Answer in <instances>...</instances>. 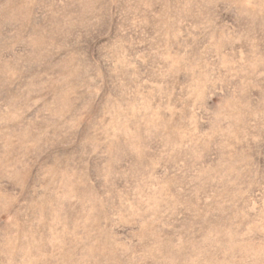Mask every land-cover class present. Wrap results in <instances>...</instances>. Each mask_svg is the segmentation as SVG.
I'll return each instance as SVG.
<instances>
[{
  "label": "rangeland",
  "instance_id": "rangeland-1",
  "mask_svg": "<svg viewBox=\"0 0 264 264\" xmlns=\"http://www.w3.org/2000/svg\"><path fill=\"white\" fill-rule=\"evenodd\" d=\"M0 264H264V11L0 0Z\"/></svg>",
  "mask_w": 264,
  "mask_h": 264
},
{
  "label": "clouds",
  "instance_id": "clouds-1",
  "mask_svg": "<svg viewBox=\"0 0 264 264\" xmlns=\"http://www.w3.org/2000/svg\"><path fill=\"white\" fill-rule=\"evenodd\" d=\"M240 5L242 7H251V8L259 7L262 11H264V0H261L260 4H256L254 0H240Z\"/></svg>",
  "mask_w": 264,
  "mask_h": 264
}]
</instances>
